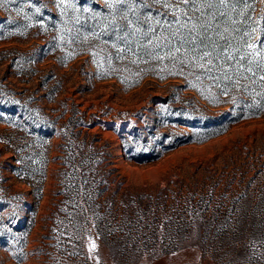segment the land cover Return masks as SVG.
<instances>
[{
    "label": "rangeland",
    "instance_id": "1",
    "mask_svg": "<svg viewBox=\"0 0 264 264\" xmlns=\"http://www.w3.org/2000/svg\"><path fill=\"white\" fill-rule=\"evenodd\" d=\"M195 7L0 4V264H264V0Z\"/></svg>",
    "mask_w": 264,
    "mask_h": 264
},
{
    "label": "trees",
    "instance_id": "2",
    "mask_svg": "<svg viewBox=\"0 0 264 264\" xmlns=\"http://www.w3.org/2000/svg\"><path fill=\"white\" fill-rule=\"evenodd\" d=\"M199 42L203 43L204 41L201 40ZM208 74H210V73H206L205 75H203L200 71H196V69H193L189 73V75L191 76L190 84H192L193 86H197V89H198L197 93L200 94L205 100H207L209 102H214V103L219 102V97L218 98L213 97L212 93L209 92V90H208V84H210V83L214 84V81H217V83L222 88H224V89H222L223 95H228V97L225 96V98L228 102L238 98L236 101H242V102L246 103V100H244L242 97L235 96V93H232V91H226L227 89H225V88H229L232 86L231 82L228 81V79H227V76H229V73L218 72L217 74L211 75V76ZM206 80H207V82H205ZM227 85H229V86H227ZM227 101H225V103ZM231 107L232 108H231L230 112L225 111V113L229 115L228 117L230 119V122L237 121V120L243 118L244 116H247L248 114H250V112H248L249 108L243 110V108H246V107H244V105L238 106L236 104V102H234V101L232 102ZM241 110H243V111H241ZM196 122H197V120L195 121V123ZM185 123L187 125L192 124V123H188L187 121H185ZM211 125H213V123H211V121H206V123H205L206 127L211 126Z\"/></svg>",
    "mask_w": 264,
    "mask_h": 264
},
{
    "label": "snow or ice",
    "instance_id": "3",
    "mask_svg": "<svg viewBox=\"0 0 264 264\" xmlns=\"http://www.w3.org/2000/svg\"><path fill=\"white\" fill-rule=\"evenodd\" d=\"M4 2V0H0V4H2ZM11 2V0H10ZM156 3H160L161 0H155ZM178 3H184V4H188V3H191L193 5V8L191 9L192 11H196L198 10L195 5L199 2L201 3V7H204V6H207L209 8H212L214 5H220V6H227V3H228V0H177ZM165 3H167V0H165ZM186 15V13H185ZM221 15H223V13L221 12ZM157 23H159V21H157ZM184 26V25H182ZM196 29V25H193V30ZM253 31H257L256 29H253ZM247 35V33H246ZM190 43L194 46L193 47V51H197L198 49V45H197V41L195 38H192L190 40ZM262 45H264V41L261 42ZM248 47L249 48H253L254 45L252 44H248ZM176 51H179V49H176ZM212 53L209 52V51H203L198 58H196V61L197 63H199V61H202L204 60L206 57H211ZM255 55H259V56H262L264 57V47L261 48L260 51L256 52ZM231 57H229L230 59ZM240 59H243V57H240ZM208 63L211 64L212 61L211 59L208 60ZM201 67H203V65L201 64L200 65ZM251 69H249L250 71ZM261 79H264V76L261 77ZM95 247V245L93 244V248Z\"/></svg>",
    "mask_w": 264,
    "mask_h": 264
}]
</instances>
